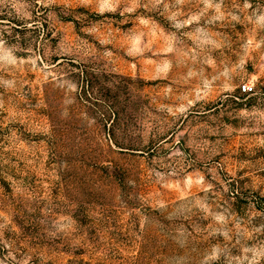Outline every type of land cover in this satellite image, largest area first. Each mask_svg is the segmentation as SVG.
I'll use <instances>...</instances> for the list:
<instances>
[{
  "label": "rangeland",
  "instance_id": "obj_1",
  "mask_svg": "<svg viewBox=\"0 0 264 264\" xmlns=\"http://www.w3.org/2000/svg\"><path fill=\"white\" fill-rule=\"evenodd\" d=\"M0 264H264V0H0Z\"/></svg>",
  "mask_w": 264,
  "mask_h": 264
},
{
  "label": "built area",
  "instance_id": "obj_2",
  "mask_svg": "<svg viewBox=\"0 0 264 264\" xmlns=\"http://www.w3.org/2000/svg\"><path fill=\"white\" fill-rule=\"evenodd\" d=\"M245 91L247 94H252L255 91V88H254V86L247 85L245 87Z\"/></svg>",
  "mask_w": 264,
  "mask_h": 264
}]
</instances>
